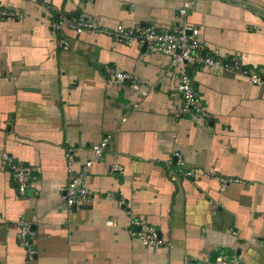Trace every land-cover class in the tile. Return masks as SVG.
Returning a JSON list of instances; mask_svg holds the SVG:
<instances>
[{"label":"crops","instance_id":"obj_1","mask_svg":"<svg viewBox=\"0 0 264 264\" xmlns=\"http://www.w3.org/2000/svg\"><path fill=\"white\" fill-rule=\"evenodd\" d=\"M181 1L0 0L13 12L0 18V153L31 168L18 195L0 157V264H212L223 254L264 264V87L239 72L187 67L202 114L186 110L168 56L103 32L117 23L195 26L207 48L264 74V0H192L179 16ZM74 14L98 30L59 24ZM106 67L128 77L111 81ZM105 135L83 178L92 197L68 208L69 170ZM174 152L179 167L168 164ZM212 175L236 180L220 190ZM19 218L33 231L32 260L17 242ZM139 218L161 246L132 234Z\"/></svg>","mask_w":264,"mask_h":264},{"label":"built area","instance_id":"obj_2","mask_svg":"<svg viewBox=\"0 0 264 264\" xmlns=\"http://www.w3.org/2000/svg\"><path fill=\"white\" fill-rule=\"evenodd\" d=\"M192 2V0H182L181 6L177 11L178 15H185L190 9ZM10 16H13V12L0 8V18ZM57 23L55 25L56 27L58 25ZM60 23L68 24L76 33L98 30L95 21L84 14H78L76 17L62 16L59 19ZM103 32L117 42L126 45L134 43L139 45L144 44L147 50L168 56L170 66L177 68L178 74L176 76L175 91L182 101L183 108L186 110L192 109L193 112L196 111L202 114L196 106L195 91L188 71L186 70L187 67L193 70L206 68L239 72L254 86L264 87V74L248 71L237 54H224L217 48H207L198 38V28L195 26L182 24L175 29H159L152 24L137 26L117 23ZM105 71L111 81H122L128 77L126 73L110 67H106ZM129 86L136 88L137 84L131 81ZM107 142L108 137L105 135L98 141L90 143L88 145L90 152L89 158L74 172L69 170L73 160V149L67 148L65 150L64 155L67 159V166L70 172L65 185L61 188V198L68 208L79 207L92 197L91 191L84 185L83 178L90 164L101 158ZM0 157L5 162L7 161L6 165L15 181L16 192L18 195H22L27 187L31 168L20 162H12L5 151L0 153ZM168 164L178 165L179 167L183 164V159L178 152H174ZM111 169L121 172V168L116 165H113ZM198 173H200L199 168L186 169L183 175L191 176L192 174ZM177 176V170H172V179ZM212 176L218 182L220 190L225 188L229 182L236 180V178L231 177ZM1 219L2 216L0 215ZM133 225L136 229L132 230V234L138 238L142 245L155 248L163 244V240L154 225L142 218L135 219ZM15 226L17 229L18 245L26 250L27 260H32L35 253L30 246L33 239V231L30 230L28 222L21 218L15 222ZM212 264H243V262L236 254H223L215 255L212 259Z\"/></svg>","mask_w":264,"mask_h":264},{"label":"water","instance_id":"obj_3","mask_svg":"<svg viewBox=\"0 0 264 264\" xmlns=\"http://www.w3.org/2000/svg\"><path fill=\"white\" fill-rule=\"evenodd\" d=\"M74 16H76V14H74ZM144 44H142V46H141V50H143L144 49Z\"/></svg>","mask_w":264,"mask_h":264},{"label":"trees","instance_id":"obj_4","mask_svg":"<svg viewBox=\"0 0 264 264\" xmlns=\"http://www.w3.org/2000/svg\"><path fill=\"white\" fill-rule=\"evenodd\" d=\"M54 15H55V14H54ZM54 15H53V16H54ZM52 19H53V18H52Z\"/></svg>","mask_w":264,"mask_h":264}]
</instances>
